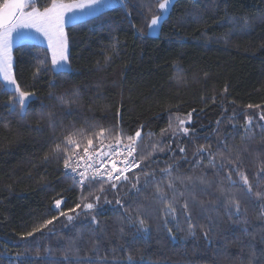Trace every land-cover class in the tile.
I'll list each match as a JSON object with an SVG mask.
<instances>
[{"label": "trees", "instance_id": "trees-1", "mask_svg": "<svg viewBox=\"0 0 264 264\" xmlns=\"http://www.w3.org/2000/svg\"><path fill=\"white\" fill-rule=\"evenodd\" d=\"M161 2L127 0V7L69 25L70 71L54 72L44 46L14 47V79L32 95L21 109L16 93L0 81V264H79L73 251L81 257L88 253L98 264L90 252L94 244L108 264L113 258L127 264L129 255L134 264H264V198L256 196L264 193V120L259 119L264 115V0H175L158 36L148 37L147 25ZM50 3L39 0V9ZM179 120L185 121L187 135ZM100 128L109 130L104 143L117 133L127 137L142 131L135 155L137 160L151 155L126 174L132 182L146 164L157 179L171 165L173 176L211 181V186L176 183L175 194L164 181L167 201L178 209L189 202L195 236L187 234L183 215L164 216L165 202L155 184L144 186L142 174L140 192L129 191L131 184L122 181L119 191L105 185L106 193L97 181L81 186L64 175V150L73 147L65 137L82 133L75 139L83 149ZM57 144L60 152L54 151ZM201 146L216 156L217 168L209 166L206 153H198ZM220 152L239 156V173L247 176L251 194L239 173L233 172L230 182L225 170L217 172ZM233 167L225 160L226 169ZM228 195L240 201L238 217L234 207L231 218L225 210ZM116 198L130 206L128 212ZM56 199L75 219L70 223L60 216L22 239L59 216ZM86 202L97 206L91 212L77 209L80 215L69 211ZM137 208L147 235L136 220ZM202 227L209 230L207 240Z\"/></svg>", "mask_w": 264, "mask_h": 264}, {"label": "snow or ice", "instance_id": "snow-or-ice-1", "mask_svg": "<svg viewBox=\"0 0 264 264\" xmlns=\"http://www.w3.org/2000/svg\"><path fill=\"white\" fill-rule=\"evenodd\" d=\"M174 4V0H162L159 3V9L161 10L159 14L153 15L150 23L147 25L148 33L155 34L156 31L166 22L168 15H170L171 7ZM39 0H2L0 2V77L6 82L8 86H15V92L18 94L17 102L19 103L21 109H24L26 106V101L30 95L29 92L21 90L20 86L17 84L16 80L12 76V59H11V50L16 37L13 36V32L18 29H31L42 36L48 44V48L51 51L52 58V70L54 72H66L70 71L69 58L66 55L67 50V38L65 35V25L68 20H71L74 24L80 23L85 15L92 14H103L107 9H111L116 6L127 7V0H76L73 3H64L63 0H51L49 6H46L41 11L39 9ZM26 8H31L30 11H26ZM87 9V12H85ZM71 14V15H68ZM20 33H17L19 36ZM248 107H252L249 105ZM190 116V114H189ZM260 120H264V115L259 117ZM180 131L184 132L186 135L189 129L183 127L185 124L184 120H179ZM219 123V121H218ZM246 123L251 124V117L247 118ZM264 127V126H261ZM108 129L100 128L99 132L95 133L93 137L87 138V146L83 147L84 156L80 155L78 149L81 147V142L75 139L76 136L82 135V133L73 132L65 137V140L68 145L73 147L65 149L64 159V168L65 170H70L71 178L74 183H79L81 186L85 184V181L88 180L91 184V181H97L99 183V191L106 193L107 189L105 185L110 186L114 191H119L120 188L124 187V183L117 182H127L131 184V189L135 192H140L141 188L138 187L139 176L142 174L146 177L144 186L146 187L150 182L156 185V191L159 195L162 202H165L164 216L167 217L171 215L174 219L179 215L186 217V222L188 224L189 236L196 235L197 225L192 220V209L189 205V202L185 200L180 209H178L175 204L171 201H167V196L164 188V181L167 180V189L171 190L174 194L176 192L175 185L180 183L181 185L192 184L198 181L201 184H207L211 186V181L205 180L203 177H192V176H173L172 166L169 165L167 168L161 169L163 175L157 179L155 171H146L145 169L150 168L151 164H146L145 169H141L140 173L136 175V182H132L128 175L134 168H140L141 163L148 159L151 154L143 156L140 160H137L135 153L137 152L138 141L142 136V131L137 130L135 135H129L127 137L123 136V133H117L115 136V143L108 144L107 150H104L103 144L106 139L105 133L108 132ZM124 139H127L128 143L124 144ZM94 140L99 141L97 146L94 143ZM55 152L61 151V145L57 144L54 149ZM163 151V149H161ZM181 153H185V148L181 147L179 149ZM199 154H205L208 158L209 166L217 168L216 156L211 152L205 150L203 146L198 149ZM220 155V164L217 172L220 170L226 171L225 179L232 182V173H239V156L235 159L231 155L227 157L223 152L219 153ZM87 157V159H85ZM203 156L196 161V164H200L203 160ZM225 160L228 164L234 165L231 169L225 168ZM83 161V165L80 163ZM155 163V161H152ZM83 166V171H78L79 168ZM195 166V165H194ZM243 184L247 188V192L251 194L253 188L249 183V180L246 175L239 173ZM66 175L68 172L66 171ZM76 177H79V180H76ZM234 183V182H233ZM95 187V185H92ZM217 190L222 194L225 192V189L222 185H217ZM180 195H183L181 192ZM257 198H264V193L257 192ZM86 199V198H85ZM96 201L101 199V196L95 197ZM105 203H110L105 195ZM195 199V197H193ZM115 203L125 208V211L128 212L130 206H125L123 201L120 198H116ZM62 200L56 199L54 201L55 208L57 210L61 209ZM97 205L92 202H86L82 204H77L74 208L70 209V212L78 213L77 209H82L83 212H91ZM204 207L203 202L200 205ZM225 210L228 212L229 217L233 216L232 208H235V215L239 216L240 210V201L235 197V195H228L226 197V203L224 204ZM182 209V211H181ZM137 212L136 220H138L141 229L147 235L148 229L145 226V221L142 218V213L139 208L135 210ZM207 211V209H205ZM261 215H264V205L261 206ZM60 216L66 217V219L71 223L75 217L69 215L67 212L60 210L59 216H53L52 219L47 220L44 224L39 227L34 228L32 231L24 234L21 238L26 239L27 237L33 236L34 233L42 231L43 228H46L48 225H51L54 220L58 219ZM128 222H133V217L131 213L128 214ZM91 223H97L96 214L91 215ZM167 224V220L165 221ZM87 227V225H85ZM204 231V237L207 240L209 237V230H206L202 227ZM171 229L169 233L171 234ZM247 233V229L244 230ZM113 252L116 251L115 248L112 249ZM90 252L96 253L98 257V264H108V257L99 258L100 247L98 244H94L90 249ZM73 256L79 264H97V261H94L88 253H85L84 256H79L77 251H73ZM65 259H67V253H65ZM112 264H120V261L116 258H113ZM127 264H134L133 257L129 255L127 257ZM249 264H253V261H249Z\"/></svg>", "mask_w": 264, "mask_h": 264}, {"label": "rangeland", "instance_id": "rangeland-1", "mask_svg": "<svg viewBox=\"0 0 264 264\" xmlns=\"http://www.w3.org/2000/svg\"><path fill=\"white\" fill-rule=\"evenodd\" d=\"M63 2L64 3H73V2H76V0L63 1ZM25 10L26 11H30L31 8H26ZM40 10L42 11L43 9H40ZM160 11L161 10L159 9L158 14L160 13ZM85 12H87V9H85ZM68 15H71V14H68ZM95 15H97V14L85 15L84 18H83V20L88 19L90 17H93ZM71 24H74V23L71 20H68V22L65 25V35H66V28L69 25H71ZM159 31H160V28L156 31L155 34H149L148 33V29H147V33L146 34H147L148 37H157L158 34H159ZM17 33H20V35L17 36ZM13 36L16 37V39L14 40V43H13V46H12V50H11V59H12V69H11V72H12V76H13V49H14L15 46H17L19 44H22V43L37 44V45H41V46H44L45 48H47L48 51H49V54H50V59H51V64H52L51 51L48 48L47 41L42 36H40L38 33H36L35 31H33L31 29H18L15 32H13ZM66 55L68 56V44H67ZM52 68H53V65H52ZM13 78H14V76H13ZM0 81L2 82V84H3V86H4L5 89H7L8 91H11V92H15V86H8L6 84V82L3 80L2 77H0ZM16 98L18 99V94L17 93H16ZM29 99H30V96L28 97V99L26 101V104H27V102H28Z\"/></svg>", "mask_w": 264, "mask_h": 264}, {"label": "built area", "instance_id": "built-area-1", "mask_svg": "<svg viewBox=\"0 0 264 264\" xmlns=\"http://www.w3.org/2000/svg\"><path fill=\"white\" fill-rule=\"evenodd\" d=\"M123 142H124L125 145L127 144L126 141H123ZM114 143H115V140L112 141V142H109V143H104V144H103L104 150H105V151L107 150V146H108V144H114ZM96 145H97V146H100L99 143H97ZM78 151L80 152V155H81V156H84L83 149H78ZM85 159H87V157H85ZM80 163L83 165V161H81ZM83 170H84V169H83V166H82L81 168L78 169V171H83ZM62 171H63L64 175H66V171L68 172V175H66L67 177H70V178H71V175H73V174H71L70 170H65L64 167H63ZM71 179H72V178H71ZM76 180L78 181V180H79V177H76Z\"/></svg>", "mask_w": 264, "mask_h": 264}]
</instances>
